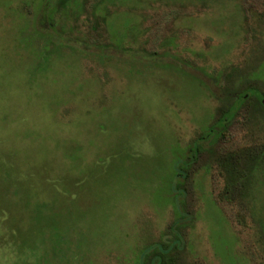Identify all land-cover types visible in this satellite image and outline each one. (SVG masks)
Here are the masks:
<instances>
[{
  "label": "rangeland",
  "instance_id": "rangeland-1",
  "mask_svg": "<svg viewBox=\"0 0 264 264\" xmlns=\"http://www.w3.org/2000/svg\"><path fill=\"white\" fill-rule=\"evenodd\" d=\"M247 89L264 0H0V264H154L183 215L169 264H264V106L186 164Z\"/></svg>",
  "mask_w": 264,
  "mask_h": 264
},
{
  "label": "trees",
  "instance_id": "trees-1",
  "mask_svg": "<svg viewBox=\"0 0 264 264\" xmlns=\"http://www.w3.org/2000/svg\"><path fill=\"white\" fill-rule=\"evenodd\" d=\"M253 91H255V89H247L244 92H240L237 95L235 102L223 112L221 119L210 125L208 131L200 135L193 142V145L190 148V155L186 160L187 165L193 164L197 160L198 155H200L203 151L212 150V146L215 144L217 139L222 135L224 136L226 124L228 120L234 116L237 106L242 104L250 95H252ZM253 96L258 99L261 106H264V99L261 95L257 96L253 94ZM257 158V156H252L248 159H244L243 154H229V156L226 155L220 160L221 165L227 173V190L225 194L227 195L228 199H231V190L233 185L243 181L244 178L250 177L251 166L255 163ZM177 175L178 177H185L186 173L183 171V169H179ZM177 189L179 190L180 188L177 187ZM177 193L181 194V191L179 190ZM186 219L187 216L183 215L171 225L170 231L173 233V235H171L170 238L154 242L145 248L143 254H152V263L169 264L172 261V256L170 254H173V252H178L183 242V238L179 231L174 232L172 229L176 228L177 225L181 224Z\"/></svg>",
  "mask_w": 264,
  "mask_h": 264
}]
</instances>
